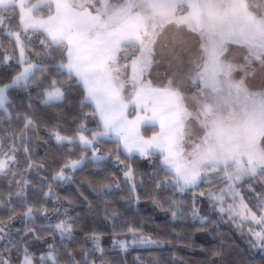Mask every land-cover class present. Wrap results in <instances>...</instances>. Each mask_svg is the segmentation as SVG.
Returning <instances> with one entry per match:
<instances>
[{"label":"snow or ice","instance_id":"6c2138e0","mask_svg":"<svg viewBox=\"0 0 264 264\" xmlns=\"http://www.w3.org/2000/svg\"><path fill=\"white\" fill-rule=\"evenodd\" d=\"M79 6L92 36L50 21L33 25L34 42L3 33L0 109L19 124L22 155H0V169L21 165L0 201V264H264V132L237 151L203 83L188 91L183 61L158 58L155 40L122 22L131 0ZM259 67L251 86L256 65L244 66L228 118L258 113L264 126Z\"/></svg>","mask_w":264,"mask_h":264},{"label":"rangeland","instance_id":"374dc122","mask_svg":"<svg viewBox=\"0 0 264 264\" xmlns=\"http://www.w3.org/2000/svg\"><path fill=\"white\" fill-rule=\"evenodd\" d=\"M80 2L0 0V8L16 6L20 34L28 33L26 38L32 41L37 33L40 34L33 25L45 21L73 32L83 29L85 35L92 36L96 26L91 23L86 10L79 6ZM131 3L134 6L122 22L132 23L148 34L146 39L150 36L155 40L158 58L178 57L183 61L184 68L196 78V84L186 81L188 91H195L203 83L204 93L219 101L215 111L225 117L221 124L227 130L229 142L237 151L246 153L248 145L264 132L261 119L258 113L243 119L228 117L243 105V93L237 99L235 86L241 82V72L246 64L256 65V74L249 77L248 84L255 86L259 83V65L264 63V10L261 11L262 17L249 11L247 0H131ZM259 4L258 0H251V6L258 12L261 10ZM50 6L52 12L57 13L55 16L49 11ZM40 7L49 12L44 14ZM2 19L0 16V21ZM192 125L195 128L196 122L193 121ZM27 131L31 135L34 130L29 128ZM15 137L16 134L10 131L0 137V155H18L21 150L11 147ZM11 164L16 163L9 162ZM31 177L38 180L35 172ZM4 233L5 228L0 236Z\"/></svg>","mask_w":264,"mask_h":264},{"label":"trees","instance_id":"16d2710c","mask_svg":"<svg viewBox=\"0 0 264 264\" xmlns=\"http://www.w3.org/2000/svg\"><path fill=\"white\" fill-rule=\"evenodd\" d=\"M33 0H29V3H32ZM260 2L261 10L258 12L251 6V0H247V7L249 11H252L256 13L258 16L262 17L261 11L264 10V0H258ZM38 10V9H37ZM40 11H42L44 14H47L49 11L46 10L43 7L39 8ZM0 16H3V19L0 21V49H2L4 46L8 43V38L3 36V33L6 30H19L20 31V24L18 19V10L15 5H10L4 8H0ZM41 34V33H40ZM40 34L37 33V37L35 40H37L40 37ZM33 41V42H34ZM19 130V124L16 121H13L11 124L9 123L6 114L2 109H0V137H3L8 131L15 133ZM22 155V152L19 151L17 157H20ZM21 167L20 164L16 163L15 165L11 164L8 168H6L3 172H0V201H3V205L6 206L8 203L7 197L5 193L8 191V181L13 177V171L14 169H19ZM19 173L17 172V175ZM33 180H37L34 177H31ZM51 207V205H49ZM116 207H119L118 205H114ZM2 207V206H0ZM141 209L144 210V213L151 212L152 209L144 204L143 202L140 204ZM142 213V214H144ZM42 219V217L38 216V220ZM157 221L161 224V227L164 226L166 217L163 214H157L156 216ZM19 222V221H17ZM176 226V225H173ZM0 227H3L6 229V232L8 231L7 225L4 223H0ZM179 230V229H178ZM148 231H152V229H148ZM5 233L2 235L4 236ZM197 241H204V237L197 235L195 237ZM206 242V241H205ZM107 243V241H106ZM158 251V250H153ZM178 255L184 256L186 259H192L193 261L200 258L202 255L198 251H189L188 249L184 247H179L176 249ZM46 264H51L47 262Z\"/></svg>","mask_w":264,"mask_h":264}]
</instances>
